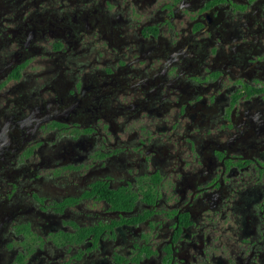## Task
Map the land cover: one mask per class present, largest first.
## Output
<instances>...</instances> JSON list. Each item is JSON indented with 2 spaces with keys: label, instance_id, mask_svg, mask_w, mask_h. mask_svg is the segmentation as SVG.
Here are the masks:
<instances>
[{
  "label": "flooded vegetation",
  "instance_id": "flooded-vegetation-1",
  "mask_svg": "<svg viewBox=\"0 0 264 264\" xmlns=\"http://www.w3.org/2000/svg\"><path fill=\"white\" fill-rule=\"evenodd\" d=\"M0 264H264V0H0Z\"/></svg>",
  "mask_w": 264,
  "mask_h": 264
}]
</instances>
